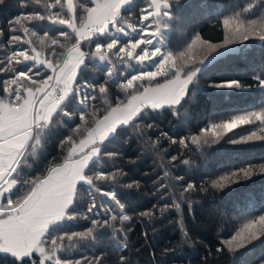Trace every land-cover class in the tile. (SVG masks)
Returning <instances> with one entry per match:
<instances>
[{"label": "snow or ice", "instance_id": "obj_1", "mask_svg": "<svg viewBox=\"0 0 264 264\" xmlns=\"http://www.w3.org/2000/svg\"><path fill=\"white\" fill-rule=\"evenodd\" d=\"M40 4L41 0H21V8L32 11L13 18L9 22L12 34L6 44L0 43V51L5 53L0 58V73L8 77H0V254L13 258V264H103V253L79 259L62 256L79 251L83 244L98 247L105 237H110L117 250L128 248L131 228L127 225L132 218L122 202L128 193L116 190L125 173L120 169L93 171L97 161L105 157L115 161L121 155L106 151L107 145L128 128L144 135L145 128L157 127L138 121L166 110L177 119L186 115L181 109L195 96H189L190 86L198 74L214 67L219 57L236 51L230 46L243 45L250 38L264 43V14L258 19L248 18L254 6L264 8V0H243L236 5L241 11L219 20L216 26L222 27V41L210 42L197 33L178 51L168 50L164 44L165 30L172 27L174 20L171 0H146L139 10L138 22H134L136 17L125 19L122 15L136 7V0H46L43 11ZM45 21L59 26L54 34L46 30L40 35L35 26H29ZM19 31L24 36L17 34ZM34 38L48 46V56L42 57ZM133 62L139 66L135 73L121 70V66L128 67ZM89 63L97 67L101 76L93 77V83L81 82L79 75ZM252 78L264 88V71ZM110 86H115L124 98L117 96L109 102ZM242 87L238 79L226 78L211 83L204 91L215 105L216 98L225 95L215 90ZM100 100L103 104L97 107ZM70 107L79 113L78 121ZM61 121L68 129L59 140L62 161L53 158L45 169L36 170L34 164L39 163L48 139ZM244 125H252L253 130L237 138L234 129ZM209 135L227 137L232 145L264 141V112H245L209 122L198 133L178 141L161 131L153 148L159 145L160 138L186 150L190 145L200 148L201 140L207 143ZM177 159L171 156V161ZM259 171L264 172V163L259 165ZM253 174L249 164L206 182L207 186L202 181L199 190L206 192L208 186L222 189ZM168 175L165 171L164 176ZM105 183L111 185L110 190L101 187ZM85 186L87 202L79 196ZM124 187L138 188L139 181ZM22 189L24 194L17 195ZM196 190L195 183L188 182L171 205L159 207L161 216L170 208L179 211L178 200H187L191 209L193 202L185 194ZM229 192L234 190L229 188ZM157 207L154 204L139 215L152 219ZM78 220L90 222L89 226L82 231H68ZM180 232L182 243L190 245L182 221ZM256 241L264 243V212L247 219L229 239L222 240L216 251H232L235 247L252 252ZM177 250L165 249L164 253ZM211 254L209 250L208 256ZM208 256L203 259L207 261ZM119 259L120 264H128L124 255ZM259 259L264 264V252Z\"/></svg>", "mask_w": 264, "mask_h": 264}, {"label": "trees", "instance_id": "obj_2", "mask_svg": "<svg viewBox=\"0 0 264 264\" xmlns=\"http://www.w3.org/2000/svg\"><path fill=\"white\" fill-rule=\"evenodd\" d=\"M145 2L146 0H136V7L125 10L122 15L125 19L136 17L137 21L134 22H138L139 10ZM171 2L174 20L172 27L165 30L164 44L168 50L178 51L182 50L197 33L210 42L222 41V27H217L216 23L225 16L241 11L236 5L242 4L243 0H171ZM45 3L46 0H41L39 6L41 11L44 10ZM24 11H32V9L21 8V0H3L0 3V30L4 33L0 36V43L6 44L8 36L12 34L9 22ZM262 14L264 8L254 6L248 18L258 19ZM29 26H35V30L40 35L46 30L52 35L59 27L47 21L32 22ZM17 34L24 36L22 31ZM34 43L39 50H42V57L49 55L48 46L40 45L35 38ZM64 43L68 42L64 41ZM22 47L28 46L22 45ZM230 48L236 51L219 57L214 67L198 74V79L190 86L189 96L192 97L193 93L195 96L181 109L186 115L177 119L166 110L138 121L142 125L154 123L157 127L152 130L145 128L144 135L135 133L132 128L123 131L107 145L106 149V151L119 152L121 155L115 161L105 157L97 161L93 168V171L120 169L125 173L119 178L120 184L117 185L116 190L128 193V198L122 200L126 206V214L132 218L127 225L131 228L128 232V248L117 250L116 244L110 243V237H105L98 247L83 244L79 251L62 256L79 259L81 256L92 257L103 253V264H120L121 255L125 256L128 264H260L259 257L264 252V243L260 241L253 242L256 247L252 252H245L244 249L235 247L232 251L224 248L217 252L216 249L221 246L222 240L229 239L247 219L255 218L264 212V172L259 171V165L264 163V141L232 145L227 137L218 139L209 135L207 143L201 140L200 148L190 145L186 150L178 143L173 145L170 141L160 138L159 145L153 148V142L157 140L161 131L168 132L178 141L190 133H198L199 129L209 122L230 119L232 115L245 112H264V88L252 78L264 71V43L250 38L243 45L237 43ZM4 54L0 51V58H3ZM58 58L63 59V57ZM138 67L133 62L131 66H121V70L135 73ZM100 76L97 67L89 63L87 69L80 73L79 81L87 80L93 83V77ZM0 77L8 78L2 73ZM226 78L238 79L243 87L215 90L225 95L218 96L213 105L204 90L208 89L211 83ZM117 96L124 98L122 92L115 86H110L109 102H114ZM102 104L103 100H100L96 106L100 107ZM69 111L76 112V109L70 107ZM78 116L79 113L76 112L77 121ZM62 125L61 121L60 126L48 139L39 163L34 164L36 170L45 169L53 158L57 162L62 161L59 140L63 138L61 134L68 131L67 127ZM251 130H253L252 125H244L234 129V132L237 133L238 138L240 134H246ZM213 139H218V142L212 143ZM173 155L178 157L176 161H171ZM184 160H189L190 164H184ZM249 164L254 168V174L249 179L242 178L238 183L222 189L208 186L206 192L199 190L202 181L206 183L218 179L221 175ZM165 171L169 173L167 177L164 176ZM178 176L183 177V180H177ZM134 180L139 181L138 188L124 187ZM188 182H194L197 187L195 192L185 194L193 202L191 209L187 200H178L181 203L179 211L170 208L161 216L159 207L165 204L171 205L173 199L179 197ZM161 183L164 185L163 188L160 187ZM101 187L111 189V185L107 183ZM229 188L234 192L230 193ZM23 194V189L17 193L20 196ZM79 196L83 202L89 200L86 186L80 189ZM154 204L158 207L153 210L152 219L139 215L140 212L152 209ZM181 221L188 233L190 245L182 243ZM89 223L78 220L67 230L82 231L89 226ZM247 247L251 248V245ZM172 248L178 250L164 253L165 249ZM209 250L212 253L210 256H208ZM205 256H208L207 261L203 259ZM0 264H13V258L0 254Z\"/></svg>", "mask_w": 264, "mask_h": 264}]
</instances>
